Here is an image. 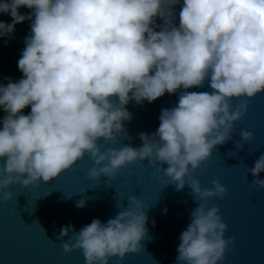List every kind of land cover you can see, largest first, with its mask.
Listing matches in <instances>:
<instances>
[{
  "label": "clouds",
  "instance_id": "obj_1",
  "mask_svg": "<svg viewBox=\"0 0 264 264\" xmlns=\"http://www.w3.org/2000/svg\"><path fill=\"white\" fill-rule=\"evenodd\" d=\"M177 3L0 2V13L12 19L10 24L0 21V38H10L16 25L32 21L17 62L23 78L0 85V108L6 113L0 130V199L12 197L3 189L48 182L86 154L93 162L88 176L108 177L109 187L129 164L145 159L149 166L167 164L158 170L177 191L187 179L195 200L203 201L179 236L177 264H221L233 240L224 238L227 225L208 201L223 199L227 190L215 179L210 188H202L193 173L216 146L232 139L247 99L264 93V0H183L179 27L173 22ZM21 7L31 9V15H21ZM156 18L164 22L158 32L153 28ZM206 79L212 91L182 92L177 106L161 111L157 131L140 134L141 147L101 151L99 139L114 143L125 133L130 101L151 103L165 93L201 87ZM29 106L30 114H22ZM239 136L243 142L253 139L250 131ZM261 172L264 154L248 169L257 190L264 189ZM84 206V199L76 202L77 208ZM147 220L140 201L129 197V206L106 223L93 219L79 232L72 225L62 227L61 240L69 232L73 237L61 246L65 254L81 250L86 264H109L110 258L141 251Z\"/></svg>",
  "mask_w": 264,
  "mask_h": 264
},
{
  "label": "water",
  "instance_id": "obj_2",
  "mask_svg": "<svg viewBox=\"0 0 264 264\" xmlns=\"http://www.w3.org/2000/svg\"><path fill=\"white\" fill-rule=\"evenodd\" d=\"M182 5L183 0H179L174 6L173 22L177 27ZM18 11L24 16L32 13L26 7ZM0 21L10 24V14L0 13ZM31 23V20H25L16 25L10 38H0L2 86L23 78L17 62L26 46L25 38L31 34ZM163 23L162 19L156 18L154 30L160 31ZM184 91L210 93L212 89L206 79L201 87L179 89L171 95L165 93L151 103L130 101L126 109L131 119L123 122L125 133L114 143L104 144L103 138L99 139L101 151L119 150L125 145L141 147L140 134L152 136L159 128L161 111L177 106L178 97ZM237 103L235 99L231 101L233 107ZM30 112V106L22 110L24 115ZM5 115L0 108V130ZM241 131L252 132L253 139L241 141ZM231 135V140L216 146L211 157L193 173V178L199 180L202 188H210L215 179L227 190L223 199L208 201L209 208L213 205L219 208L218 214L227 225L224 238L233 240L221 264H264V189L252 187L254 177L248 174V169L254 167L255 161L264 154V93L247 99V110L239 121L234 122ZM3 163L0 159V166ZM92 167L93 162L86 154L48 182L41 179L28 187L14 184L2 190L11 192L12 197L8 201L0 199V264H86L81 250L64 253L61 244L69 242L73 233L69 232L68 237L61 240V228L72 225L74 231L79 232L93 219L106 223L125 210L129 206V197L133 196L147 210L148 235L141 241V251L128 253L123 259L110 258L109 264H177L179 236L190 224L192 210L198 203H203L198 197L195 200L187 179L184 188L177 191L158 170L159 167L166 169L167 164L149 166L145 159L143 163L121 168L109 187L108 177L101 175L98 180H93L88 176ZM259 178L264 179V172ZM82 199L85 206L77 208L76 202Z\"/></svg>",
  "mask_w": 264,
  "mask_h": 264
}]
</instances>
